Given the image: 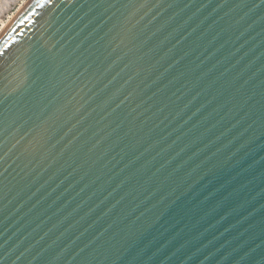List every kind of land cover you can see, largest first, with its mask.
I'll use <instances>...</instances> for the list:
<instances>
[{
  "label": "water",
  "instance_id": "obj_1",
  "mask_svg": "<svg viewBox=\"0 0 264 264\" xmlns=\"http://www.w3.org/2000/svg\"><path fill=\"white\" fill-rule=\"evenodd\" d=\"M0 264H264V0H27Z\"/></svg>",
  "mask_w": 264,
  "mask_h": 264
},
{
  "label": "rangeland",
  "instance_id": "obj_2",
  "mask_svg": "<svg viewBox=\"0 0 264 264\" xmlns=\"http://www.w3.org/2000/svg\"><path fill=\"white\" fill-rule=\"evenodd\" d=\"M27 0H16L14 3H11L7 9H5L3 12H1L0 14V29L1 28V24H6L11 17L14 15V13L20 8L22 7L25 2Z\"/></svg>",
  "mask_w": 264,
  "mask_h": 264
},
{
  "label": "bare ground",
  "instance_id": "obj_3",
  "mask_svg": "<svg viewBox=\"0 0 264 264\" xmlns=\"http://www.w3.org/2000/svg\"><path fill=\"white\" fill-rule=\"evenodd\" d=\"M16 0H0V14L3 12L7 7L11 4L14 3ZM6 24H1V28L3 29ZM0 29V31L2 30Z\"/></svg>",
  "mask_w": 264,
  "mask_h": 264
}]
</instances>
